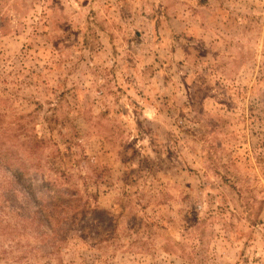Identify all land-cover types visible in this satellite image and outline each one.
<instances>
[{
  "label": "rangeland",
  "instance_id": "1",
  "mask_svg": "<svg viewBox=\"0 0 264 264\" xmlns=\"http://www.w3.org/2000/svg\"><path fill=\"white\" fill-rule=\"evenodd\" d=\"M0 264H264V0H0Z\"/></svg>",
  "mask_w": 264,
  "mask_h": 264
},
{
  "label": "trees",
  "instance_id": "2",
  "mask_svg": "<svg viewBox=\"0 0 264 264\" xmlns=\"http://www.w3.org/2000/svg\"><path fill=\"white\" fill-rule=\"evenodd\" d=\"M12 171L15 179L22 180L21 178L25 173L20 168L12 169ZM41 184L43 185V190L45 189V191L47 192L46 196L48 197V200L44 203L39 199H36L37 201L34 200V207L36 210L34 212V215L37 218V225H45L47 227L46 230H52L51 226H53L54 223L56 225H61L65 223V221H67L71 225L77 224L78 226H81V220L84 219V222H88L89 218H92V220L96 218L98 209L96 207L89 209L86 203L83 205L80 202L81 200L77 198L76 191L72 192L69 189L60 190L57 188L56 184ZM32 186L33 184L26 186L28 188H26L25 193L29 197H32V195H34ZM34 215L28 216V219H30V221H33ZM24 219L26 220V218ZM44 232L45 231H43L40 235L44 238L46 236H49V234H44ZM49 237L52 238V234ZM59 241L62 243L63 238ZM56 247L57 245H54V249ZM54 249L49 253L53 254Z\"/></svg>",
  "mask_w": 264,
  "mask_h": 264
}]
</instances>
